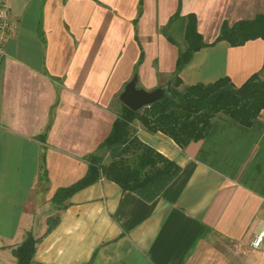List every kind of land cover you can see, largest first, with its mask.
I'll return each mask as SVG.
<instances>
[{
  "label": "crops",
  "instance_id": "obj_1",
  "mask_svg": "<svg viewBox=\"0 0 264 264\" xmlns=\"http://www.w3.org/2000/svg\"><path fill=\"white\" fill-rule=\"evenodd\" d=\"M178 2L6 0L16 26L0 63V264H17L12 250L28 232L42 264H263L250 242L264 223V196L198 159L202 140L180 148L138 121L137 137L181 169L155 199L100 178L63 209L52 202L86 173L125 84L134 75L146 90L172 80L178 47L161 30ZM180 12L196 15L210 44L222 21L264 13V0H180ZM263 64L264 40H221L195 52L179 75L183 87L225 76L239 86ZM258 120L259 139L238 172L264 155V111Z\"/></svg>",
  "mask_w": 264,
  "mask_h": 264
},
{
  "label": "trees",
  "instance_id": "obj_2",
  "mask_svg": "<svg viewBox=\"0 0 264 264\" xmlns=\"http://www.w3.org/2000/svg\"><path fill=\"white\" fill-rule=\"evenodd\" d=\"M174 25L182 36V48L169 31L172 27L174 29ZM161 32L169 43L178 47L170 82L173 97H164L137 111L120 102L119 112L109 133L96 151L86 157V173L75 183L60 187L53 194L52 202L57 210L63 209L66 200L75 192L100 178L116 183L122 190L134 192L145 201H152L178 175L181 169L177 163L137 137L135 121L140 122L149 133L166 135L180 148L191 141L202 140L203 147L198 159L210 165L216 162L215 167H221V172L231 178L252 144L258 141L255 132L262 126L258 117L264 111V80L259 78V73L264 69V64L239 86L225 76L211 83L185 86L182 91H177L176 87L182 84L179 75L181 70L201 48L221 40L232 47L258 38L264 40V13L232 24L222 21L219 34L209 44L203 41L202 34L197 30L196 15L181 14L179 0L177 10ZM141 61L142 53L138 63ZM261 154L262 149L249 165L241 182L264 196L263 163H260L264 157ZM229 165H233L232 171L227 168ZM251 174H254L252 181L256 182L255 186L250 181ZM57 221L58 216L49 218L47 230ZM37 241L28 232L12 250L17 264H42L33 261Z\"/></svg>",
  "mask_w": 264,
  "mask_h": 264
},
{
  "label": "water",
  "instance_id": "obj_3",
  "mask_svg": "<svg viewBox=\"0 0 264 264\" xmlns=\"http://www.w3.org/2000/svg\"><path fill=\"white\" fill-rule=\"evenodd\" d=\"M164 97H173L170 81L156 86L153 89L146 90L138 87V78L134 75L125 84L118 98L123 105L133 111H137L154 102L160 101Z\"/></svg>",
  "mask_w": 264,
  "mask_h": 264
},
{
  "label": "built area",
  "instance_id": "obj_4",
  "mask_svg": "<svg viewBox=\"0 0 264 264\" xmlns=\"http://www.w3.org/2000/svg\"><path fill=\"white\" fill-rule=\"evenodd\" d=\"M15 26V22L9 16L6 0H0V63L5 56L7 37L12 33ZM250 247L253 250H261L264 252V223L259 232L253 236Z\"/></svg>",
  "mask_w": 264,
  "mask_h": 264
},
{
  "label": "rangeland",
  "instance_id": "obj_5",
  "mask_svg": "<svg viewBox=\"0 0 264 264\" xmlns=\"http://www.w3.org/2000/svg\"><path fill=\"white\" fill-rule=\"evenodd\" d=\"M175 25H174V29H173V27H172V29H170L169 31H170V33L172 34V36L177 40V42H178V46L179 47H181L182 48V36H181V34H180V32L179 31H177L176 29H175ZM259 78L261 79V80H264V69L259 73ZM168 82V81H167ZM171 82V81H170ZM165 84V83H164ZM184 89V87L180 84L178 87H176V90L177 91H182ZM123 90V89H122ZM122 90L120 91V93L122 92ZM119 93V94H120ZM119 94H118V96L116 97V102L118 101V104L120 103V100H119ZM120 109V108H119ZM118 112H119V110H118ZM226 152H228L227 150H226ZM229 156V155H228ZM263 156L264 155H262V158H263ZM108 159V158H107ZM106 159V160H107ZM260 163H263V165H262V174H264V162H260ZM233 165H234V162H233ZM233 165H229V166H227V168L230 170V171H232V169H233ZM248 167H249V165L245 168V170H243V171H241V172H238L239 171V168H241V167H239L238 169H237V171L235 172V174L233 175V176H236L237 175V178H240V180H242V177H243V175L245 174V172H246V170L248 169ZM238 173V174H237ZM251 177H250V181L252 182V183H254V186L256 185V182L255 181H252L253 179H254V174H251L250 175ZM256 178V177H255ZM251 248V247H250Z\"/></svg>",
  "mask_w": 264,
  "mask_h": 264
}]
</instances>
